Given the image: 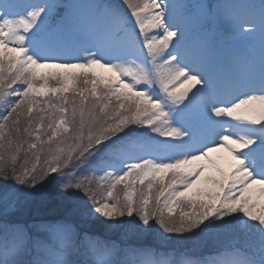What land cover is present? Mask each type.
Instances as JSON below:
<instances>
[{
  "label": "snow or ice",
  "instance_id": "1",
  "mask_svg": "<svg viewBox=\"0 0 264 264\" xmlns=\"http://www.w3.org/2000/svg\"><path fill=\"white\" fill-rule=\"evenodd\" d=\"M57 7L0 0V181L39 185L69 216L158 226L161 242L236 233L243 244L211 260L121 248L67 217L12 219L5 191L0 264H264V0H120L88 5L86 19L71 11L83 6ZM216 21L246 56L216 55ZM190 25L206 38L189 40ZM50 95L58 105L38 99Z\"/></svg>",
  "mask_w": 264,
  "mask_h": 264
},
{
  "label": "rangeland",
  "instance_id": "2",
  "mask_svg": "<svg viewBox=\"0 0 264 264\" xmlns=\"http://www.w3.org/2000/svg\"><path fill=\"white\" fill-rule=\"evenodd\" d=\"M77 0H54V2L58 5L57 9H56V13L59 14V15H67L68 12H69V6H73L74 5V2H76ZM113 3L111 2L110 0H78L79 2V6H83L81 9L75 7V8H72L71 11L75 14L76 17L78 18H87L88 15H89V8L87 7L88 5H91V4H96V3ZM116 3L115 4H120V0H114ZM177 3H191V4H197V3H202V4H207V0H176ZM209 4L210 5L211 3L214 2V0H208ZM69 5V6H68ZM66 6H68V8L66 9ZM179 19V17H178ZM213 29L211 30V40H214L215 38L221 36L224 41L227 43V45H223V44H217L218 42H214L216 45H213L214 47V51L216 53L217 56L221 57L223 60H226L227 58H229L228 61H232L236 58H242L244 56H246L248 53H247V50L245 49V47L239 43L238 41H236L233 36L231 35L230 31L228 30L227 28V25L225 23H222V22H219V21H216L212 24L211 26ZM205 28H207V25H205ZM195 28L191 27L190 25V30H194ZM204 34V33H203ZM197 37H193L192 38V41H195L197 40L196 39ZM241 52H244V54H242ZM227 61V62H228ZM41 71H48V70H41ZM97 72L99 73H103L105 70L103 69H96ZM50 85L51 86H55V82H50ZM72 93H69L68 96H69V99L71 100V97H72ZM39 100L41 101H50L52 104H59V98L57 96H52L50 95L49 97H45V98H38ZM44 106L47 108L49 107V105L47 103L44 104ZM50 112H52L53 114L55 115H59L58 113L55 112V109H49ZM46 123H47V120H46ZM44 130L43 129H40L39 132H43ZM35 134H39V133H35ZM35 134L33 135V137L29 138L27 137V135H24V139H32L34 140L35 138ZM45 137H42V139H44ZM25 149H27V145L24 146ZM35 151V150H33ZM45 152H47V146H45ZM27 158L29 160V166H31L32 163H35L34 159L32 158L31 154L29 153L27 155V157L25 156V152L24 151H21L20 153V163L23 162V160ZM45 161V156L42 155L41 156V164H43ZM40 165L38 164L37 165V168L39 169ZM99 175H96L95 176V179L98 181L99 180ZM10 183L9 182V186H6L5 183H2L0 185V197H2L5 193V191H7L9 193L10 196H13L16 200V207L14 210H11L8 215H13L15 216L14 214L18 215V214H24L23 210L24 208H20L19 205L20 203L24 204L26 203L27 201V198H29L30 194L31 193H34L33 190L31 189H25L23 187H17V188H12L10 187ZM37 187H40L39 185ZM118 190H123V186L122 185H119L118 186ZM154 192L156 191V189L153 190ZM56 201L53 200V204H55ZM61 204H63V206L65 205L64 202H60ZM25 205V204H24ZM56 206V205H55ZM61 206V205H60ZM59 208V209H57ZM55 209H49V210H53V211H65L66 213L68 212V210H64L62 207H57ZM20 209V210H19ZM3 210V206H2V203H0V211ZM53 213V212H51ZM92 219V218H91ZM98 222L100 223H103L105 226H108V230L110 232V230L114 233H117V234H121L122 232V235L125 234V231H127V235H123V236H127L129 241L131 240H136V239H132V238H135V237H138L137 239H140V242H143L142 240L144 238H150L152 239V235L155 234V236L157 237H154L155 240H160L159 239V228L157 226L156 229H154L153 231L151 232H147V233H136V232H132L130 230H128V228L126 226H109L108 224H106L103 220L102 217H99V218H95ZM127 219V218H125ZM87 226V224H86ZM120 229V233L118 232V230ZM233 233H224V234H221V235H224V236H227V235H231ZM238 238H241V240H238V243L240 244H243V237L240 236L239 234H237ZM223 237V236H221ZM122 238V237H121ZM213 237L209 238V237H202V238H192V239H189V240H178L176 238H172L170 237L169 240H170V243L171 244H178L176 246H178V248H181L183 246H185L186 244L188 245H199L201 246V243H203V245H205L206 243H208ZM229 242H230V239L227 240V238H223V242H221V245H226V246H229ZM194 243V244H193ZM187 245V246H188ZM220 245V244H219Z\"/></svg>",
  "mask_w": 264,
  "mask_h": 264
},
{
  "label": "trees",
  "instance_id": "3",
  "mask_svg": "<svg viewBox=\"0 0 264 264\" xmlns=\"http://www.w3.org/2000/svg\"><path fill=\"white\" fill-rule=\"evenodd\" d=\"M2 183H4V182L0 181V185ZM53 200L56 201L55 204L52 203ZM25 201H27L26 203H24L25 205L22 203H20V205H19L20 208H24L23 209V210H25V211H23L24 214H18V215L14 214L15 216L9 215V217L12 219L18 220L21 223H24L29 227L38 225L39 223L41 225L44 223L54 222L56 220L63 219V218L67 217L76 226L77 231H79L81 233L87 232L88 235H90L92 237L114 243L118 247H121V248H126V247H131V246H139L138 244H142V245H147V246H154L156 248H159V250L168 249L170 251L173 250V252L176 251L178 253H187L191 250V249H189L190 247H187L188 244H186L185 246H183L181 248H178V246H176L178 244L173 245L170 243V240H168L167 242H161V240H155L154 237H157V236H155V234L152 235V239L144 238L142 240L143 242H140V239H137L138 237L132 238V239H136V240L129 241L127 236H123V235H127L126 230H124L125 234L122 235V232L119 229L118 232L119 233L121 232V234L119 235L117 233L112 232L111 230L109 232L108 226H105L103 223L98 222L95 218L84 219V218H81L79 216H69L68 212L66 213L63 210L62 211H56V212L53 210H49V209H55L57 207H62L64 210H67V207H66V205L63 206V204L60 203L61 201L59 199H57L53 196H50L47 193L46 189H43L40 187H37V189L34 191V193H31L29 198H27V200H25ZM57 209H59V208H57ZM0 212H2V211H0ZM51 212H53V213H51ZM37 220L40 222H37ZM86 224H87V226H86ZM213 238L208 243H206L205 245H203V243H201V245H203V246H199V248H201V249L200 250L197 249V251L195 250V253H200L202 250L209 249V247L218 239V237H215L214 239ZM236 240H238L237 237H236ZM209 243H210V245H209ZM189 253H192V251ZM189 253H187V254H189Z\"/></svg>",
  "mask_w": 264,
  "mask_h": 264
}]
</instances>
